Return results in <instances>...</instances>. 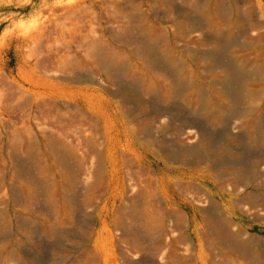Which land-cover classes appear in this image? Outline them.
<instances>
[{"label":"rangeland","instance_id":"1","mask_svg":"<svg viewBox=\"0 0 264 264\" xmlns=\"http://www.w3.org/2000/svg\"><path fill=\"white\" fill-rule=\"evenodd\" d=\"M76 56L101 62L99 119L57 128L54 152L51 124L81 103L56 118L45 90ZM145 73L192 95L147 93ZM17 134L45 156L27 190ZM0 264H264V0H0Z\"/></svg>","mask_w":264,"mask_h":264},{"label":"crops","instance_id":"2","mask_svg":"<svg viewBox=\"0 0 264 264\" xmlns=\"http://www.w3.org/2000/svg\"><path fill=\"white\" fill-rule=\"evenodd\" d=\"M103 47L104 48H102V50L105 55L103 57L104 67L103 69H101V72L109 85H115L116 79L114 76V72H110L111 68H114L113 61L110 58L111 54L113 55L114 51H111L109 49V44L104 45ZM87 61L80 56L71 58L70 61L67 62V66L70 63V67H66L71 70H62L61 75L53 79V82L51 83L52 86L49 91L47 90V88L45 90V92H48H46V94L50 96V98L46 99L47 105L45 106V109H47L46 111L50 112V114L52 116H55L56 118H62V114L60 113L61 111L56 108L60 101H62L63 97L68 100H73L76 103H81V106H68L63 111L66 114L65 117L61 121H56V123L51 124L52 126L56 127V130L58 128L61 134L66 133L73 125H80L81 123H79V121L81 119L83 120L86 118L89 121L99 119L97 109L95 108V105L99 103V100H95L96 98L94 97L95 94L93 92L95 86L91 82L93 76L91 75L90 70L91 68H93V66L98 69H100V67L96 64L94 56L91 58V61ZM85 68H87L88 70H85ZM103 90L105 92V96L104 93L100 94V92L99 95L105 98L106 101H103V103L104 105H106L107 103H109L108 99L110 97V91L108 90V88ZM44 141L47 144L48 148L53 149L54 152L57 149H63L61 144L64 142V139L61 137V135H59L58 130L57 132L47 134ZM35 142L36 140L30 136L25 137L18 134L13 135V144L10 151V157L15 161L14 174L18 179H21L20 177H22V179L25 181V186L13 187V189H29L30 184L28 183H30L29 181L31 180L32 172L29 163H27L26 160L45 157L44 155L38 154V152L36 153V151L33 149ZM48 157L52 158L53 155L49 154Z\"/></svg>","mask_w":264,"mask_h":264},{"label":"bare ground","instance_id":"3","mask_svg":"<svg viewBox=\"0 0 264 264\" xmlns=\"http://www.w3.org/2000/svg\"><path fill=\"white\" fill-rule=\"evenodd\" d=\"M127 29H128V27H127ZM128 30H130V29H128ZM124 32H127V31H124ZM128 33H130V31H128ZM127 35V34H126ZM132 37V36H131ZM115 39V38H114ZM141 41V40H140ZM93 43V42H92ZM95 43V42H94ZM139 44V43H138ZM93 46H95L94 44H93ZM137 46V45H136ZM135 46V47H136ZM93 48V47H92ZM98 50H97V49ZM143 48V47H142ZM142 48H140V47H138V48H135V52H136V55H138L141 51L142 52H144V50L142 49ZM34 49V48H33ZM95 49L97 50V51H99V48H98V44H97V46L95 47ZM94 49V51H96ZM146 51V50H145ZM31 53H33L34 51H32V49H31V51H30ZM30 53V54H31ZM94 53V52H93ZM96 53V52H95ZM138 53V54H137ZM148 53V52H147ZM101 54V53H100ZM99 54V55H100ZM142 54V53H141ZM144 54H146V53H144ZM29 55V54H28ZM32 55V54H31ZM95 55H97V54H95ZM134 55V54H133ZM146 55H148V54H146ZM33 56V55H32ZM96 57V59H97V56H95ZM113 57H115V59H117L116 57H123L121 54H117V53H114L113 54ZM113 57H111V58H113ZM101 58V57H100ZM114 59V58H113ZM112 59V60H113ZM111 60V59H110ZM152 60V59H151ZM148 61V62H150V64L151 65H154V66H152V67H162V66H160V63H158V62H154V61ZM154 60V59H153ZM96 61V60H95ZM102 61V60H101ZM161 61V60H160ZM211 61V60H210ZM209 61V62H210ZM213 61V60H212ZM100 62V61H99ZM219 62V61H218ZM218 62H216L215 61V64H217ZM197 63V62H196ZM201 63V61H199V64ZM207 63V62H206ZM212 63V62H211ZM100 64V67H101V62L99 63ZM98 64V65H99ZM149 64V63H148ZM149 64V65H150ZM208 64H210V63H208ZM221 64V63H220ZM151 65L149 66L150 68H151ZM159 65V66H158ZM102 66H103V64H102ZM211 66V65H210ZM213 66V65H212ZM104 67V66H103ZM155 67V68H156ZM217 67H219V66H216V68ZM163 68V67H162ZM161 68V69H162ZM212 68V67H211ZM216 68H214L215 70H216ZM224 68V67H223ZM222 68V69H223ZM102 69V68H101ZM154 69V68H153ZM159 69V68H158ZM210 69V68H209ZM211 70V69H210ZM214 70V71H215ZM161 71V70H160ZM210 72H212V70L210 71ZM223 72V71H222ZM163 73H165V72H163ZM219 73H221V72H219ZM218 73V74H219ZM135 74V73H134ZM166 74V73H165ZM222 74V73H221ZM167 75V74H166ZM166 75H164V74H162L161 76L163 77V78H165L166 79V77L168 76H166ZM185 75H187V74H185ZM217 75V74H216ZM183 76V75H182ZM181 76V77H182ZM199 76V75H198ZM212 76V75H211ZM214 76V75H213ZM234 76H235V72L233 71V69L232 68H229V67H226L225 68V71H224V73H223V75H220L219 77H217L216 79H217V81H215V82H213V83H215V84H213L212 86H210L211 87V89H218L219 91H218V95H220L219 96V98L222 96V97H224V98H226V97H228V95L226 96V94H227V92H228V88H226V87H229L228 86V84H232L231 83V81H232V79L234 78ZM130 77H133V78H135V79H141V78H143V81H142V86H143V89H144V91L145 92H147V93H149V92H152V91H154V90H156V89H159L161 92H163V94H165V95H172V94H176V93H178V92H181V89H180V87H179V85L177 86V87H175V88H173L172 86H170V85H166V84H162V85H159V84H156L155 82H154V78L156 77V75H152V74H150V73H145V75H143L142 77L140 76V75H131L130 74ZM186 77V76H185ZM189 77V76H188ZM192 77H194V75L192 76V74L190 75V77H189V79L190 78H192ZM157 78H159L158 76H157ZM162 78V79H163ZM184 78V77H183ZM196 78V77H195ZM212 78H215V77H212ZM157 80V79H156ZM185 80V79H184ZM215 80V79H214ZM216 82H217V84H216ZM201 84V83H200ZM176 85V84H175ZM202 85V84H201ZM211 85V84H210ZM198 86V85H197ZM179 87V88H178ZM193 87V86H192ZM209 87V86H208ZM198 88H200L201 89V87L200 86H198ZM180 89V90H179ZM183 89H185V88H183ZM195 89H197V88H195ZM200 89H197V90H200ZM210 89V88H209ZM226 89H227V92H226ZM129 90V89H128ZM186 90H187V88H186ZM186 90H184L185 92H186ZM191 90V89H190ZM197 90L195 91V92H197ZM127 91V90H126ZM212 91V90H211ZM128 92H130V90L128 91ZM155 92V91H154ZM182 92H183V90H182ZM181 92V93H182ZM183 92L182 94H188L189 93V90H188V93L186 92ZM191 92V91H190ZM199 92V91H198ZM197 92V93H198ZM214 92V91H213ZM194 93V92H193ZM201 93V92H200ZM128 94V93H127ZM126 94V95H127ZM179 94V93H178ZM192 95V92L191 93H189L188 95ZM214 94H216L217 95V93L216 92H214ZM123 95V94H122ZM187 95V96H188ZM218 95H217V97H218ZM124 96H125V94H124ZM201 96V95H200ZM226 96V97H225ZM230 96V95H229ZM221 99V98H220ZM193 101H195V100H193ZM218 101H219V99H218ZM135 102V101H134ZM134 102H132L133 104H134ZM136 103V102H135ZM222 103V102H221ZM220 103V104H221ZM257 127V126H256ZM256 132V131H255ZM257 133V132H256ZM253 134V133H252ZM255 134V133H254ZM256 135V134H255ZM259 135V134H258ZM213 156V155H212ZM203 160V159H202ZM222 161V160H221ZM185 162V161H184ZM201 161H199V163H200ZM187 163V162H186ZM202 163V162H201ZM219 163V162H218ZM198 164V163H197ZM196 165V164H195ZM212 165V164H211ZM227 165V164H226ZM231 165V164H230ZM235 165H237V164H235ZM235 165H234V168L235 169H237L236 167H235ZM198 166V165H197ZM209 166H210V164H209ZM211 167V166H210ZM229 167V166H228ZM239 167V166H238ZM256 167V166H255ZM220 168V167H219ZM213 169V168H212ZM235 169H233L234 171H235ZM257 169V168H256ZM227 170V169H226ZM230 171V170H229ZM228 171V172H229ZM239 171V170H238ZM241 171V170H240ZM239 171V172H240ZM257 171V170H256ZM254 172V171H253ZM253 172H252V175H251V172L250 173H248V174H250L252 177L254 176L253 175ZM258 172V171H257ZM234 173H236V172H234ZM238 173V172H237ZM241 173H242V171H241ZM259 173V172H258ZM255 174V173H254ZM235 177V176H234ZM226 178V177H225ZM250 178V177H249ZM248 178V179H249ZM254 178V177H253ZM234 179V178H233ZM245 180V179H244ZM247 180V179H246ZM245 180V181H246ZM250 180V179H249ZM245 185V184H244ZM253 185V184H252ZM236 186V185H235ZM256 191V190H255ZM254 191V192H255ZM258 192V191H257ZM256 192V193H257ZM255 194V193H254ZM258 195V194H257ZM245 197H246V195H245ZM206 199V198H205ZM244 200V199H243ZM212 203V202H211ZM227 228V227H226ZM236 247V246H235ZM239 247V246H238ZM244 248V247H243ZM234 249V248H233Z\"/></svg>","mask_w":264,"mask_h":264}]
</instances>
